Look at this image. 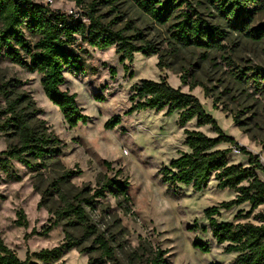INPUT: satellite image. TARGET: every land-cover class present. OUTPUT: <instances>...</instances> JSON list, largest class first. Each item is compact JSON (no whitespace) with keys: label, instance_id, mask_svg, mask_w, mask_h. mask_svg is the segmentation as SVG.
<instances>
[{"label":"rangeland","instance_id":"obj_1","mask_svg":"<svg viewBox=\"0 0 264 264\" xmlns=\"http://www.w3.org/2000/svg\"><path fill=\"white\" fill-rule=\"evenodd\" d=\"M81 1L53 0L50 7L61 11L75 9L85 15L88 6L96 2L97 14L102 15L106 23L114 21L116 15H122L125 22H115L113 27L122 28L129 21L135 30L126 31V34L141 31L143 39L150 41L163 54L166 67L159 69L158 54L146 56L138 52L132 62H122L115 47L100 50L78 38L75 47L83 58L84 69L77 73L65 71L61 87L76 94L78 105L90 120L70 128L59 108L46 97L41 75L0 54V83L20 81L18 90L32 96L41 110L40 119L61 140V151L56 158L47 161V168L32 172L13 161L8 173L0 171V235L21 259L30 257L29 264L35 261L39 264H88L91 257H99V250L81 251V248L92 245L93 238L84 240L80 248L70 249L56 261L44 263L32 256L34 252L62 243L66 229L76 238L82 235L80 227L67 226L65 219H61L48 234H40L55 220L49 209L55 210L59 206L58 196L50 184L67 170H81V174L67 181L66 188L72 194L83 187H100L97 184L99 176L103 180L107 177L130 182L132 212L126 213L108 192L104 197L96 198L94 208H87L92 224L115 249L121 264H140L132 253L143 239L154 247L167 249L168 264H234L236 254L225 253L224 246L217 244L205 210L233 199L236 193L219 189L217 181L212 178L202 191L179 184L182 193L177 195L163 181L160 172L172 159L188 151L184 144L185 129L200 130L211 137L217 133L209 125L197 126L196 119L182 127L178 112L170 115L166 110L155 109L132 114L126 112L133 104L130 100L133 86L143 79L159 81L166 77L173 87L196 95L222 131L255 154L264 165V84L239 76L243 68L264 66V39L258 41L231 31L219 18L210 0H189L205 19L221 24L228 35L223 42L224 48L219 51L181 48L174 52L168 43L170 24L153 22L133 0H115L113 7L100 0ZM263 21L264 14L257 17V23ZM111 68L116 72L112 73ZM181 75L186 76L187 84L182 83ZM194 83L197 85L190 90V84ZM118 114L122 117L121 123L107 129L105 123ZM235 118L238 122L234 121ZM10 141L0 134V152ZM220 148L232 149L229 153L232 163L248 165V157L231 144L223 143ZM259 176L264 179V173L259 172ZM44 190L47 193L43 196L41 192ZM20 209L26 214L27 226L15 223ZM249 209L250 204L245 203L222 210L218 220L256 223L254 215L264 210V205L248 218L235 219L240 210L245 214ZM195 240L208 242L210 251L195 248ZM106 261L103 259V264H109Z\"/></svg>","mask_w":264,"mask_h":264},{"label":"trees","instance_id":"obj_2","mask_svg":"<svg viewBox=\"0 0 264 264\" xmlns=\"http://www.w3.org/2000/svg\"><path fill=\"white\" fill-rule=\"evenodd\" d=\"M100 1L112 7L115 3V0ZM133 2L153 22L159 25L170 24L168 43L174 52L181 48H196L206 52L224 48L223 42L228 31L221 24L205 19L189 0ZM210 2L231 31L258 41L264 39V21L257 23V17L264 14V0ZM96 7V2L88 6L85 16L89 23L86 24L81 19L72 20L65 12L33 0H0V54L12 63L41 75L46 97L59 108L70 128L86 124L90 120L78 105L76 94L61 87L65 71L77 73L84 69L83 58L75 47L78 38L100 50L115 47L122 62H132L134 54L138 52L146 56L158 54L159 69L166 67L163 54L150 41L143 39L141 31L126 34V31L135 30L129 21L122 28H114L112 24L125 22V18L116 15L114 21L106 23L103 16L97 14ZM111 72L115 73L116 70L111 68ZM239 72L244 80L264 84V66H251ZM181 81L188 83L185 75H181ZM19 83L17 80L0 83V134L11 140L7 148L0 152V171L5 173L11 170L13 161L23 164L32 172H38L47 168V161L56 158L61 151V140L40 119L41 110L32 96L18 90ZM196 85L197 83L190 84V90ZM96 98L103 99L99 96ZM130 100L133 104L127 114L146 109L166 110L168 115L178 112L182 127L196 119L197 126L209 125L217 133V136L211 137L200 130L185 129L184 144L188 151L161 168L163 181L177 195L182 193L179 184L202 191L212 178L217 181L219 189L234 191L236 196L233 199L205 210L212 235L218 245L224 246L225 253L236 254L234 264H264V210L255 213L256 223L218 220L222 210L250 204V209L245 214L240 210L235 216V219H240L250 217L264 205V179L259 176V172L264 173V165L258 157L233 137L226 135L196 95L173 87L166 77H161L159 81L143 79L133 86ZM213 108H217L215 103ZM121 119V115H114L105 123V127L113 129L121 123ZM234 121L238 122L236 118ZM223 143L231 144L240 154L247 156L248 165L232 163L229 158L232 149L220 148ZM81 172L67 170L50 184L58 196L59 206L55 210L49 209L55 220L40 234H48L61 219H65L67 226L80 227L82 235L76 238L66 229L62 243L51 249L34 252L32 256L44 263L56 261L70 249L80 248L84 240L93 238L92 245L81 248V251L91 252L95 249L99 250L100 255L97 258L91 257L88 264H103V259L109 264H121L115 249L92 224L87 208H94L96 198L104 197L105 192H108L118 200L119 206L126 213L132 212L130 182L128 179L107 177L103 180L99 176L97 184L100 187H83L72 194L66 188L67 181ZM46 193L47 190L41 192L43 196ZM17 215L15 223L27 226L23 209ZM193 245L201 251H210L208 242L203 240H195ZM167 253V249L154 247L151 242L143 239L132 254L139 259L140 264H168ZM29 261L30 257L21 259L0 235V264H29ZM30 264L39 263L35 261Z\"/></svg>","mask_w":264,"mask_h":264},{"label":"built area","instance_id":"obj_3","mask_svg":"<svg viewBox=\"0 0 264 264\" xmlns=\"http://www.w3.org/2000/svg\"><path fill=\"white\" fill-rule=\"evenodd\" d=\"M40 3V2H39ZM53 3V0H43V2H41V4H44L46 6H50V4ZM65 14L70 17L72 20L75 19H81L84 23H89V19L87 17H84L85 15H81L77 10L75 9H66Z\"/></svg>","mask_w":264,"mask_h":264},{"label":"bare ground","instance_id":"obj_4","mask_svg":"<svg viewBox=\"0 0 264 264\" xmlns=\"http://www.w3.org/2000/svg\"><path fill=\"white\" fill-rule=\"evenodd\" d=\"M53 107H55L54 105H53ZM57 108V107H56Z\"/></svg>","mask_w":264,"mask_h":264}]
</instances>
